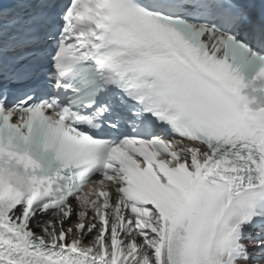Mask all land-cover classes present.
<instances>
[{
  "label": "snow or ice",
  "instance_id": "obj_1",
  "mask_svg": "<svg viewBox=\"0 0 264 264\" xmlns=\"http://www.w3.org/2000/svg\"><path fill=\"white\" fill-rule=\"evenodd\" d=\"M0 264H264V0H0Z\"/></svg>",
  "mask_w": 264,
  "mask_h": 264
},
{
  "label": "bare ground",
  "instance_id": "obj_2",
  "mask_svg": "<svg viewBox=\"0 0 264 264\" xmlns=\"http://www.w3.org/2000/svg\"><path fill=\"white\" fill-rule=\"evenodd\" d=\"M71 203H72L73 208L75 209L76 208V203L75 202H71ZM73 219H75V217H73Z\"/></svg>",
  "mask_w": 264,
  "mask_h": 264
}]
</instances>
